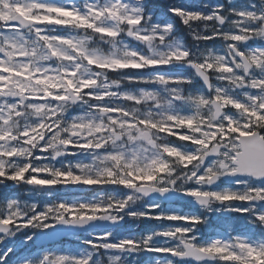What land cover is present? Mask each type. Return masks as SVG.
<instances>
[{"label": "snow or ice", "instance_id": "1", "mask_svg": "<svg viewBox=\"0 0 264 264\" xmlns=\"http://www.w3.org/2000/svg\"><path fill=\"white\" fill-rule=\"evenodd\" d=\"M0 264H264V0H0Z\"/></svg>", "mask_w": 264, "mask_h": 264}, {"label": "rangeland", "instance_id": "2", "mask_svg": "<svg viewBox=\"0 0 264 264\" xmlns=\"http://www.w3.org/2000/svg\"><path fill=\"white\" fill-rule=\"evenodd\" d=\"M163 2L164 1H167V0H162ZM75 195H80L79 193H74ZM82 195H84V196H88V197H91L92 195H94L93 193H90V194H82ZM125 230H128L129 228H134V225L133 224H131V223H127V224H125ZM72 241L69 239V240H65V241H63V243H65V244H69V243H71Z\"/></svg>", "mask_w": 264, "mask_h": 264}, {"label": "water", "instance_id": "3", "mask_svg": "<svg viewBox=\"0 0 264 264\" xmlns=\"http://www.w3.org/2000/svg\"><path fill=\"white\" fill-rule=\"evenodd\" d=\"M66 239V238H63V240Z\"/></svg>", "mask_w": 264, "mask_h": 264}]
</instances>
